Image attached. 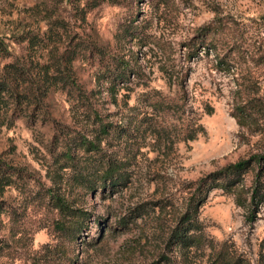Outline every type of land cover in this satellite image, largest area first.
<instances>
[{
    "label": "rangeland",
    "instance_id": "obj_1",
    "mask_svg": "<svg viewBox=\"0 0 264 264\" xmlns=\"http://www.w3.org/2000/svg\"><path fill=\"white\" fill-rule=\"evenodd\" d=\"M54 19L56 45L75 47L72 70L84 90L102 80L106 62L132 66L115 103L94 96L103 120L129 121L126 138L113 125L93 155L123 160L125 179L105 190H75L73 207L83 214L73 212L67 220L76 225L66 231L55 225L48 170L62 148L56 131L78 127L66 93L51 92L47 116L0 127V158L14 168L0 194V264H210L222 249L225 261L243 256L256 264L264 253V204L248 219L231 193L197 187L264 150V0H0V34L40 32ZM82 40L93 55L80 49ZM237 84L249 99L243 125L232 116ZM254 171L229 178L248 186ZM197 199L199 244L168 245Z\"/></svg>",
    "mask_w": 264,
    "mask_h": 264
},
{
    "label": "trees",
    "instance_id": "obj_2",
    "mask_svg": "<svg viewBox=\"0 0 264 264\" xmlns=\"http://www.w3.org/2000/svg\"><path fill=\"white\" fill-rule=\"evenodd\" d=\"M53 22L57 20H47L45 28L40 32L23 28L16 33L0 34V127L10 128L17 119L35 124L41 120L40 117L48 115V95L55 91L66 93L67 110L78 131H71L68 125L63 126L65 132L56 131L55 143H62V148L51 154L53 161L48 170V176L51 175L50 181L54 185L49 188V198L60 217L55 225L66 231L76 221L67 218L73 212L76 218L83 214L82 209L73 207L75 200L72 194H76L75 190H105L125 179L123 160H116L109 155H93L102 152L103 137L109 134L113 125L119 129L116 131L118 137L126 138L129 121L127 126H122L120 123L103 120L95 107L94 96L99 97L104 93L110 102L115 103L119 89L127 87L125 81H128V75L132 74L133 70L123 59L117 60L116 63L106 62L98 70L102 69L101 74L105 73L102 80L99 81L96 77L93 88L84 90L76 81L72 70L75 47L70 45L60 49V45H56L60 35L55 31L56 28H53ZM51 36H57L58 39L53 41L52 47H48L47 40ZM79 46L83 52L86 49L89 56L95 53L92 44L86 40H82ZM223 61L215 54V67L218 70L223 69ZM234 92L236 103L232 116L238 125H243L247 116L244 114V108L249 99L243 96L239 84ZM90 118V127L93 129H87ZM80 154L86 156L81 157ZM248 169L255 170L248 186L238 185L236 179L229 178L240 176ZM12 176L14 168L0 158V194L11 185ZM221 176L225 177V182L219 184L217 179ZM208 178L209 182L202 179L197 189L206 185L205 188L219 187L231 193L235 205L243 208L249 219L258 211V207L264 204V150L227 164L219 171L211 173ZM200 203L201 200L197 199L193 206L188 204V208L180 216L179 225L169 232L168 245L174 244L180 250H186L199 244V235L194 234V216ZM66 222L71 225H66ZM227 253L222 249L210 264H251L243 256H237L232 262L225 261L223 258ZM256 264H264V253L261 250Z\"/></svg>",
    "mask_w": 264,
    "mask_h": 264
}]
</instances>
